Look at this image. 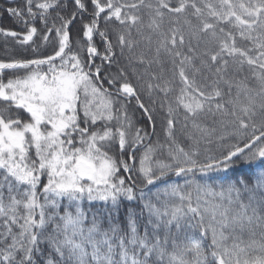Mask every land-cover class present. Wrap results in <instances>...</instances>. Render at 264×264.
I'll return each mask as SVG.
<instances>
[{"label": "snow or ice", "instance_id": "snow-or-ice-1", "mask_svg": "<svg viewBox=\"0 0 264 264\" xmlns=\"http://www.w3.org/2000/svg\"><path fill=\"white\" fill-rule=\"evenodd\" d=\"M0 264H264V0H0Z\"/></svg>", "mask_w": 264, "mask_h": 264}, {"label": "trees", "instance_id": "trees-1", "mask_svg": "<svg viewBox=\"0 0 264 264\" xmlns=\"http://www.w3.org/2000/svg\"><path fill=\"white\" fill-rule=\"evenodd\" d=\"M5 23H8L7 21H5Z\"/></svg>", "mask_w": 264, "mask_h": 264}]
</instances>
